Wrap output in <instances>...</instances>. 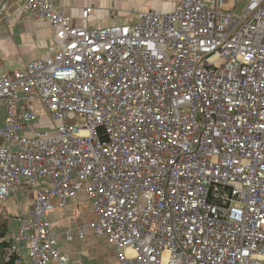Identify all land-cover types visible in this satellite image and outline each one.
I'll list each match as a JSON object with an SVG mask.
<instances>
[{"label": "built area", "instance_id": "2783aa9c", "mask_svg": "<svg viewBox=\"0 0 264 264\" xmlns=\"http://www.w3.org/2000/svg\"><path fill=\"white\" fill-rule=\"evenodd\" d=\"M14 15L49 24L57 47L0 70L15 264H71L48 215L80 192L96 220L63 237L105 236L120 264H264V0H178L105 28L71 26L52 0Z\"/></svg>", "mask_w": 264, "mask_h": 264}, {"label": "crops", "instance_id": "0c3cea01", "mask_svg": "<svg viewBox=\"0 0 264 264\" xmlns=\"http://www.w3.org/2000/svg\"><path fill=\"white\" fill-rule=\"evenodd\" d=\"M24 1L0 0V70L2 72L12 73L30 61L49 59L57 51L53 43L54 31L49 24L33 20L29 16L14 17ZM52 2L55 8L68 18L71 26L83 27L87 23L94 28L131 25L136 13L149 11L158 14L171 13L178 4V0H52ZM85 10H87L86 14ZM3 117L4 110L0 109V128ZM25 183L26 181L22 183L19 191L28 190L25 196L29 204L24 210L28 212L35 190L28 184L24 187ZM48 219L56 235L55 249L67 255L71 264H120L105 236H98L87 229L83 239L74 235L70 241H67L63 237L65 231L87 227L96 220L91 204L83 192L69 199L64 208L56 205L49 213ZM16 230L17 224L14 233Z\"/></svg>", "mask_w": 264, "mask_h": 264}, {"label": "rangeland", "instance_id": "374dc122", "mask_svg": "<svg viewBox=\"0 0 264 264\" xmlns=\"http://www.w3.org/2000/svg\"><path fill=\"white\" fill-rule=\"evenodd\" d=\"M226 8H230L231 7V3L225 6ZM39 117H40V127L43 128V130H51L53 128V123L51 120H49L47 118V116L43 113V112H39ZM28 186L27 182L25 183L24 187ZM28 189V188H26ZM28 192V190H26ZM25 190L19 191L17 194V199L20 202V206L23 210L27 209V206L29 204L28 202V198L27 196H25L26 194ZM2 209L5 211V213L8 215L9 217V222L12 228V231L14 230V228H16V222H15V218L13 216L17 215L18 212V204L16 203L15 199L11 200L8 199L6 201H4L2 204Z\"/></svg>", "mask_w": 264, "mask_h": 264}, {"label": "trees", "instance_id": "16d2710c", "mask_svg": "<svg viewBox=\"0 0 264 264\" xmlns=\"http://www.w3.org/2000/svg\"><path fill=\"white\" fill-rule=\"evenodd\" d=\"M16 219V216H13ZM16 222V221H15ZM12 231L9 217L0 204V264H15V258L8 256V248L11 245Z\"/></svg>", "mask_w": 264, "mask_h": 264}]
</instances>
